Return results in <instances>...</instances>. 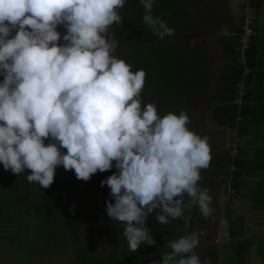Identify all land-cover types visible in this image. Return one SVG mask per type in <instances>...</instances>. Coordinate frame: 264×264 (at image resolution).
Returning <instances> with one entry per match:
<instances>
[{"label": "clouds", "instance_id": "1", "mask_svg": "<svg viewBox=\"0 0 264 264\" xmlns=\"http://www.w3.org/2000/svg\"><path fill=\"white\" fill-rule=\"evenodd\" d=\"M139 0L143 21L159 38L175 29ZM126 0H0V165L49 187L58 166L101 179L112 200L111 220L123 223L131 252L156 244L148 217L167 224L187 209L213 211L199 182L209 166L207 137L189 127L184 111L160 114L144 102L146 72L117 56L113 25L123 27ZM58 25L65 31L61 33ZM187 197V199H185ZM73 210L70 206L69 211ZM197 230L167 241L151 264H205Z\"/></svg>", "mask_w": 264, "mask_h": 264}, {"label": "trees", "instance_id": "2", "mask_svg": "<svg viewBox=\"0 0 264 264\" xmlns=\"http://www.w3.org/2000/svg\"><path fill=\"white\" fill-rule=\"evenodd\" d=\"M200 5L201 0H155L152 12L175 29L187 17L198 18ZM143 12L139 0H126L120 9L123 27L113 25L112 28L119 42L115 54L131 64L133 70L146 72L141 93L143 100L154 102L161 115L168 111L179 112L184 107L176 101L186 96L193 84L201 87L210 83L209 72L192 48L177 44L166 35L161 39L154 34L143 21ZM58 30L65 31L60 25ZM236 31L233 39H218L222 63L214 82L215 104L211 117L219 124L230 126L234 133L243 134L245 124L264 123V70L252 72L256 69L255 60L251 62L250 58L255 55L253 37L242 49V26ZM255 79L256 84L252 86L251 81ZM239 82L244 87L240 103L234 101ZM189 117V127L196 131L194 120L191 115ZM260 127V131L254 132L255 142L263 144L259 148L260 164L256 169H264V138L259 134L264 131V125L258 129ZM235 148V154L228 152L223 156L225 166L231 168L220 167L218 156L213 153H210L208 166L216 176L228 178L224 190L231 195L240 187L238 181L233 180L237 173L234 168L237 167L238 148ZM30 171L25 169V174L17 175L0 165V264H151L169 251L168 240L185 233L182 219L161 224L153 213L146 223L156 244L144 243L131 252L123 235V223L111 220L105 211V202L112 197L109 187L102 186L100 181L110 174L98 171L85 181L77 179L74 170L58 166L53 183L41 188L38 183L26 179ZM70 206H73L72 211H69ZM185 214L190 218L188 228L191 229L201 213L193 206ZM227 222H231L225 228L228 239L221 245L229 246L231 255L226 256L224 252L221 263L264 264V236L246 238L242 217Z\"/></svg>", "mask_w": 264, "mask_h": 264}, {"label": "rangeland", "instance_id": "3", "mask_svg": "<svg viewBox=\"0 0 264 264\" xmlns=\"http://www.w3.org/2000/svg\"><path fill=\"white\" fill-rule=\"evenodd\" d=\"M201 9L200 5L199 12ZM192 15H195V13ZM205 15L207 14L202 10L198 18H185L175 28L171 36L166 35L171 41L192 48L194 55L203 59L204 67L209 72L208 79L211 78L210 83L203 84L201 87L193 84V89L186 96L179 98L176 103L182 104L184 111L192 116L196 125V132L201 136L207 137L210 150L220 151V149L226 148L229 150V154L233 155L235 146L232 143V135L234 130L230 126L215 122L211 117L212 107L215 104L214 82L217 70L222 63L221 44L218 43L216 35L223 30L212 26L207 21L208 18H204ZM143 101L151 102L149 100ZM113 171H116V169H109L104 171V173L111 174ZM201 176L202 179L199 183L209 190V194L212 197L211 207L213 211L209 217L201 215L198 222L191 229L185 228V232L194 229L201 233L199 244L195 250L203 256L205 264H222L220 259L223 253H227L226 256L231 255L230 247L227 246L225 248L221 244L228 239L225 235V228L228 226H226L225 205L226 203L230 204L233 194L231 195L230 192L224 190L228 185L226 177L216 176L211 171V168L202 169ZM247 207L248 209L253 208L251 202L247 203ZM228 211L229 215L230 212ZM248 222L251 225H249L248 234L245 235L246 238H253L263 233L264 215L255 214ZM225 263L227 261H224Z\"/></svg>", "mask_w": 264, "mask_h": 264}, {"label": "crops", "instance_id": "4", "mask_svg": "<svg viewBox=\"0 0 264 264\" xmlns=\"http://www.w3.org/2000/svg\"><path fill=\"white\" fill-rule=\"evenodd\" d=\"M201 11L207 15L204 18H208V22L216 28H220L223 31L216 35V39L219 44L222 37H229L233 39L235 37L237 28L241 27L245 17H248L251 21V27L253 29L252 34V49L255 55L251 58V62L255 60L256 69L264 70V0H201ZM204 8V9H203ZM205 19V20H206ZM238 41V39H234ZM239 42V41H238ZM237 45V42H236ZM254 62V61H253ZM251 68L248 72H251ZM256 79L251 81V85L256 84ZM251 85L249 87H251ZM264 123H248L243 127L244 133H233L232 143L233 146L238 148L236 155L237 167L234 170L237 171L234 181H238L239 191L234 193L230 204L227 208L230 212L228 215L225 211L226 222L242 217L244 219V225L250 218H253L255 214L264 215V169H256L255 166L260 164L257 159L259 155V148L262 147V143L255 142V130ZM259 134L261 138H264V131ZM231 139V138H230ZM229 150L226 148L220 149V151L212 150L214 155L218 156L219 166H225L223 156L227 155ZM227 166V165H226ZM225 166V167H226ZM209 168V167H207ZM231 168V166H227ZM228 179V178H227ZM251 202L253 208L248 209L247 203ZM249 218V219H248ZM231 223V222H230ZM227 222V225H230ZM251 225L249 222L245 225V235L248 234V228ZM264 236L258 234L251 239Z\"/></svg>", "mask_w": 264, "mask_h": 264}, {"label": "built area", "instance_id": "5", "mask_svg": "<svg viewBox=\"0 0 264 264\" xmlns=\"http://www.w3.org/2000/svg\"><path fill=\"white\" fill-rule=\"evenodd\" d=\"M252 34H253V29L251 27V21L249 20L248 17H245L244 22L242 24V32L240 34V43L242 49L248 46ZM237 86H238V93L234 101L240 103L241 96L244 93V89H243L244 87L242 82H239ZM236 151L237 149L234 147L233 154H235Z\"/></svg>", "mask_w": 264, "mask_h": 264}]
</instances>
